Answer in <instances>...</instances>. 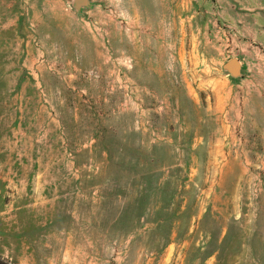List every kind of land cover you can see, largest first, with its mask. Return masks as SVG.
<instances>
[{"label":"rangeland","instance_id":"obj_1","mask_svg":"<svg viewBox=\"0 0 264 264\" xmlns=\"http://www.w3.org/2000/svg\"><path fill=\"white\" fill-rule=\"evenodd\" d=\"M73 2L0 0V257L264 264V0Z\"/></svg>","mask_w":264,"mask_h":264},{"label":"water","instance_id":"obj_2","mask_svg":"<svg viewBox=\"0 0 264 264\" xmlns=\"http://www.w3.org/2000/svg\"><path fill=\"white\" fill-rule=\"evenodd\" d=\"M92 7L91 0H74L73 8L77 12H82L83 9ZM224 70L227 71L231 76L237 78L241 76L242 65L238 59H232L224 65Z\"/></svg>","mask_w":264,"mask_h":264},{"label":"trees","instance_id":"obj_3","mask_svg":"<svg viewBox=\"0 0 264 264\" xmlns=\"http://www.w3.org/2000/svg\"><path fill=\"white\" fill-rule=\"evenodd\" d=\"M0 264H16V263L10 262V261L0 257Z\"/></svg>","mask_w":264,"mask_h":264}]
</instances>
